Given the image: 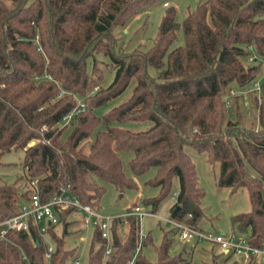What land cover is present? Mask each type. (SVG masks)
Returning a JSON list of instances; mask_svg holds the SVG:
<instances>
[{
    "label": "trees",
    "instance_id": "1",
    "mask_svg": "<svg viewBox=\"0 0 264 264\" xmlns=\"http://www.w3.org/2000/svg\"><path fill=\"white\" fill-rule=\"evenodd\" d=\"M154 1L0 0V164L5 153L22 149L26 182L25 187L0 182V220L19 211L29 178H38L43 201L69 183L80 202L99 207L104 189L96 178L118 189L135 186L123 165V154L130 152L127 165L133 175L156 169L148 183L159 190L143 199L151 207L147 211L154 213L176 180L169 217L200 228L204 190L184 149L188 145L219 164V186L246 189L250 209L234 214L232 225L253 245L264 240V82L260 90H249L257 126L241 124L238 95L228 117L225 98L231 85L239 89L254 81L255 58L264 59V0H198L181 24L165 1L152 44L116 52L113 28ZM179 28L183 43L174 45ZM96 53L108 57L115 71L106 86ZM250 58L255 61L246 62ZM131 81L129 96L99 115L97 110ZM77 98H83L85 108L63 124ZM74 121L77 126L60 144ZM129 121L147 126H123ZM31 139L37 140L26 146ZM71 211L60 212V234L56 225L48 228L49 260L48 242L34 230L11 231L0 238V264H72L77 249L65 241ZM109 228L110 253L104 255L106 240L96 227L86 264H180L185 259L169 253L166 235L157 258H146L141 250L150 238L142 235L136 214L113 217ZM257 263L218 252L210 264Z\"/></svg>",
    "mask_w": 264,
    "mask_h": 264
},
{
    "label": "rangeland",
    "instance_id": "2",
    "mask_svg": "<svg viewBox=\"0 0 264 264\" xmlns=\"http://www.w3.org/2000/svg\"><path fill=\"white\" fill-rule=\"evenodd\" d=\"M165 1L168 6H173L175 8V20L181 24L188 10L193 9L198 0H155L153 3L140 8L134 15L127 18L123 24H117L113 28V34L116 37L114 50L116 52H128L134 48L142 50L147 49L157 36L158 25L167 7L163 4ZM177 36L174 45L183 43L181 28L178 29ZM95 56L97 58L96 64L102 67L103 71L101 84L106 86L113 79L115 72L114 68L109 65V58L103 55V53H96ZM251 57H254V55ZM251 59L252 58L246 62L253 63L255 60L259 62V70L254 81H252L259 85V83L261 84L264 82V59ZM106 63H108V65H106ZM148 72L154 75L155 69L153 67H148ZM252 82L239 89L235 85H231L225 95L228 117L232 116L230 109L233 106V102H235L234 96L238 95V117L240 118L241 124L246 126H257L256 109L253 108L251 104L253 100L251 97L252 91H249L254 90ZM133 85L134 82L131 81L122 93L99 108L97 113L101 115L112 106L125 100L129 96ZM76 126V121L66 126L65 132L59 139L60 144L67 142L68 136ZM123 126L141 129L147 126V122L129 121L124 123ZM99 128H102V125L98 126V129ZM91 139L92 138H90V140ZM36 140L37 139L34 141L36 142ZM31 142L32 139L29 143ZM26 146H28V143ZM184 149L194 163L198 176V183L204 190L200 205L204 210L205 216L199 223L200 228L212 232L222 231L228 233L234 231L237 234H241L232 225L231 217L236 213L250 209V201L246 189L240 188L235 192H231L229 187L219 186L216 182L219 174V164L217 162L214 164L209 163L205 152H198L188 145H184ZM23 154L24 151L22 149H11L2 156L3 163L0 164V182L16 181L18 185L25 187V168L22 165ZM123 156L125 172L134 180L135 186L118 189L114 184L96 178V181L104 189L99 200V207H97L103 215L113 217L123 215L135 204L145 210H150V205H145L143 199L153 197L158 193L159 188L148 183V181L153 178L156 169L150 168L139 175H133L127 165V161L132 157V153L127 152L124 153ZM177 189V181L174 180L168 196L159 203L154 214L139 216L141 232L144 235H148L150 238L149 243L142 247L141 252L150 261H154L157 258V248L166 235L169 239V253L172 255L181 254L185 258L180 264H210L212 255L218 254L215 246L205 241L196 242L195 240H183L180 237L179 231L173 229L172 225L166 223L162 219L163 217L168 218L170 216L169 208L174 202L173 196L177 192ZM61 228V224H57L55 227L56 232L60 234ZM76 228L79 227L75 221L67 225V234L65 237L66 246L69 248L75 247L77 249V255L80 258V264H86L89 245L95 227L88 225L80 231L76 230ZM44 238L46 242L53 245V241L48 234H45ZM257 264H263V262L258 260Z\"/></svg>",
    "mask_w": 264,
    "mask_h": 264
},
{
    "label": "built area",
    "instance_id": "3",
    "mask_svg": "<svg viewBox=\"0 0 264 264\" xmlns=\"http://www.w3.org/2000/svg\"><path fill=\"white\" fill-rule=\"evenodd\" d=\"M252 84L254 87L253 89L260 90V86L257 83L253 82ZM84 108L85 102L83 98H77L76 106L62 117V123L65 124L68 122L75 113ZM34 140L35 139H32L31 143L28 142V146L35 143ZM27 188L28 196L26 199L20 200L19 211L0 220V238L6 237L11 231H24L30 233L34 230L37 235L45 239L44 236L47 234L48 228L59 223L60 212L65 209H71V213L75 214L78 220V230L80 231L88 225H92L95 228L98 227L101 237L106 240L104 255L110 253L109 227L113 216L103 215L96 207L80 202L78 197L72 193L69 183L61 184L58 191L44 201L40 196L38 178H29L27 180ZM126 214L141 216L154 213L135 204L129 211L120 216ZM162 219L177 229L180 237L185 241H205L215 246L218 252L228 255L231 258L238 259L241 262L256 258L264 263V240L259 245H253L249 242L247 236L237 234L234 231L228 233L222 231L212 232L199 227H192L170 217H163ZM52 251L53 245L48 242L45 251L46 260L50 259ZM129 263L131 264L132 260H130ZM72 264H80L78 255L72 259Z\"/></svg>",
    "mask_w": 264,
    "mask_h": 264
},
{
    "label": "crops",
    "instance_id": "4",
    "mask_svg": "<svg viewBox=\"0 0 264 264\" xmlns=\"http://www.w3.org/2000/svg\"><path fill=\"white\" fill-rule=\"evenodd\" d=\"M164 4V3H163ZM68 220H69V222H73V221H75L77 224H78V220H77V218H76V215L75 214H73V213H71L69 216H68ZM78 227H79V225H78ZM76 230H78V228H76ZM264 264V263H263Z\"/></svg>",
    "mask_w": 264,
    "mask_h": 264
}]
</instances>
